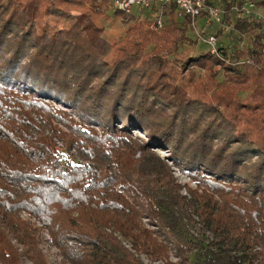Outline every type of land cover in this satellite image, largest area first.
<instances>
[{
  "label": "trees",
  "instance_id": "obj_1",
  "mask_svg": "<svg viewBox=\"0 0 264 264\" xmlns=\"http://www.w3.org/2000/svg\"><path fill=\"white\" fill-rule=\"evenodd\" d=\"M242 4L212 54L174 8L155 32L110 0H0V264H51L45 241L68 264H264V21Z\"/></svg>",
  "mask_w": 264,
  "mask_h": 264
},
{
  "label": "built area",
  "instance_id": "obj_2",
  "mask_svg": "<svg viewBox=\"0 0 264 264\" xmlns=\"http://www.w3.org/2000/svg\"><path fill=\"white\" fill-rule=\"evenodd\" d=\"M112 8L126 14L148 13L150 28L159 31L163 28L166 15L174 8L179 17H191L193 28L198 34L200 43H204L212 54L219 53L218 38L214 34L201 35L197 28L196 20H202L206 25L220 26L225 33L230 32V27L224 24L225 10L222 7L223 0H110ZM240 9L243 14L252 15L262 20V15L257 10V0H241ZM239 9L238 7L235 10ZM239 9V10H240ZM248 62V61H247ZM249 63V62H248Z\"/></svg>",
  "mask_w": 264,
  "mask_h": 264
},
{
  "label": "rangeland",
  "instance_id": "obj_3",
  "mask_svg": "<svg viewBox=\"0 0 264 264\" xmlns=\"http://www.w3.org/2000/svg\"><path fill=\"white\" fill-rule=\"evenodd\" d=\"M113 12L114 11L111 10L110 14H112ZM134 14H138V13H134ZM261 15H262V17H263L262 19L264 21V12H261ZM51 23L54 24V25H58L60 27H69L70 26V22H68V21H58L57 22V20H52ZM196 24H197V28L199 30H201L202 25H204L203 21H201V20H198ZM215 29H216V25H209V26L206 25L204 31L208 35V34H212L213 32H215ZM219 43H225V44H229L230 45L233 42L231 40V36H226L224 38H220ZM200 45H202V46L198 47L200 50H203V51L208 50L206 44L200 43ZM133 135H134V137L140 138L142 140L146 139L145 138V133L141 132V131H134ZM59 146L62 147V144L59 143ZM156 155H157V157L162 159L163 162L168 163L171 166L172 170L175 171L174 172L175 176L178 177L179 181L182 184L190 183L189 180L186 179V177H184L180 172H178V170L175 169V167L172 165V163L168 160V157H167L168 154H166L165 151H160L159 150ZM43 237H44V239H46V238L48 239L49 238L48 235H47V232H44ZM43 247L45 248V253L49 257V259L51 261V264H68V263H65L63 261L61 256L58 254V250L56 248H51L46 241L43 242Z\"/></svg>",
  "mask_w": 264,
  "mask_h": 264
},
{
  "label": "crops",
  "instance_id": "obj_4",
  "mask_svg": "<svg viewBox=\"0 0 264 264\" xmlns=\"http://www.w3.org/2000/svg\"><path fill=\"white\" fill-rule=\"evenodd\" d=\"M200 46H202V45H200Z\"/></svg>",
  "mask_w": 264,
  "mask_h": 264
}]
</instances>
